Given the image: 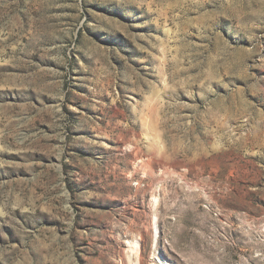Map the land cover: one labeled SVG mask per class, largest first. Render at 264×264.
<instances>
[{"label":"rangeland","instance_id":"obj_1","mask_svg":"<svg viewBox=\"0 0 264 264\" xmlns=\"http://www.w3.org/2000/svg\"><path fill=\"white\" fill-rule=\"evenodd\" d=\"M0 264H264V0H0Z\"/></svg>","mask_w":264,"mask_h":264}]
</instances>
